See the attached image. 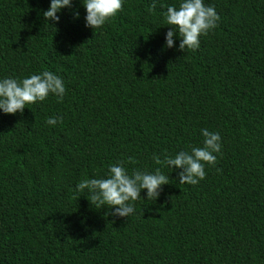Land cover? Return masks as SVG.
Wrapping results in <instances>:
<instances>
[{
  "label": "trees",
  "instance_id": "trees-1",
  "mask_svg": "<svg viewBox=\"0 0 264 264\" xmlns=\"http://www.w3.org/2000/svg\"><path fill=\"white\" fill-rule=\"evenodd\" d=\"M180 2L123 0L94 30L83 0L59 22L51 0H0V79L51 71L66 88L0 110V264H264V0H204L218 26L184 52L178 33L165 47ZM202 129L221 136L217 162L179 184L153 156L202 147ZM121 162L169 181L127 218L76 190Z\"/></svg>",
  "mask_w": 264,
  "mask_h": 264
},
{
  "label": "clouds",
  "instance_id": "clouds-1",
  "mask_svg": "<svg viewBox=\"0 0 264 264\" xmlns=\"http://www.w3.org/2000/svg\"><path fill=\"white\" fill-rule=\"evenodd\" d=\"M86 8V26L94 30L102 28L107 21L123 8V0H83ZM72 0H51L50 8L43 12L46 21L59 22L57 15L65 7H71ZM155 2L148 8L154 13ZM78 18L79 13H76ZM165 25L171 26L166 34V48L175 47L177 33L180 38L179 50H196L200 46L201 35H208L218 26L220 16L214 6H206L204 0H181L179 7L169 6L163 13ZM66 88L63 80L51 71L33 74L19 81L15 78L0 79V110L5 114L23 113L27 104L44 101L50 94L62 102ZM62 117H50L48 125L55 126ZM204 137L202 147H193L191 152L180 151L175 157L165 155L162 160L159 155L153 156L158 165L172 169H182L179 172V184L197 185L205 179V165L215 166L216 153L221 152V136L218 132L201 130ZM129 163H135L129 157ZM168 177L157 168L155 173L134 170L128 174L123 162L110 165L106 178L82 179L76 186L78 192L88 191L90 204L96 209L107 206L110 214L117 217H129L135 211L130 201L139 200L142 190H147V200H157L163 185L168 184Z\"/></svg>",
  "mask_w": 264,
  "mask_h": 264
}]
</instances>
